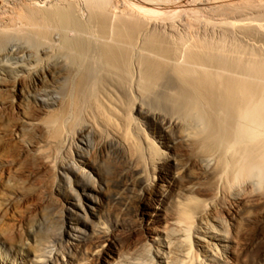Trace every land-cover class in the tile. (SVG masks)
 <instances>
[{"label":"bare ground","instance_id":"bare-ground-1","mask_svg":"<svg viewBox=\"0 0 264 264\" xmlns=\"http://www.w3.org/2000/svg\"><path fill=\"white\" fill-rule=\"evenodd\" d=\"M213 1L38 0L1 26L0 90L12 81L19 94L13 107L24 98L33 110L9 122L0 139L24 145L26 130L39 131L42 143L30 144L38 148L37 168L56 170V188L68 202L59 233L29 230L17 238L22 260L0 264H229L231 223L207 221V205L195 207L199 200L190 195L205 183L213 198L219 188L243 185L264 197V17L202 20L216 14ZM249 11L264 14V2ZM6 57L14 60L2 63ZM25 79L32 83L23 97ZM6 104L0 101V110ZM128 124L150 128L153 138L135 140ZM92 135L112 149L108 171L83 152ZM73 144L82 151L57 162ZM179 152L184 166H177ZM11 181L0 173V186ZM171 207L175 220L156 232L152 224ZM101 210L109 224L99 225ZM16 234L5 230L2 238L11 242ZM118 244L125 250L113 255Z\"/></svg>","mask_w":264,"mask_h":264},{"label":"rangeland","instance_id":"rangeland-1","mask_svg":"<svg viewBox=\"0 0 264 264\" xmlns=\"http://www.w3.org/2000/svg\"><path fill=\"white\" fill-rule=\"evenodd\" d=\"M34 1L38 0H0V28H3L1 26L7 27L11 24L9 22H12L11 17L14 15L13 12L15 10L22 11L21 9L27 3ZM218 1H213L215 2V4H219H216L217 12L214 11L216 14H205V16H201L202 20L204 19L206 21H211L210 19H212L213 17L212 21L214 20V22H216L219 21L220 18L221 20H224V18H226L225 16H227V20L234 19L233 16L239 19L248 16L255 18L264 17L263 13H249L251 12L249 10L252 8L253 4L258 0ZM260 1L264 2V0ZM228 2L233 4L235 3L233 6H235L236 3L237 5L232 8L233 6L229 4L228 7L230 6V8H225L224 5L226 3L228 4ZM241 2L246 3L243 4ZM248 2H251L252 4L250 3L251 5H249ZM243 6H245L244 9H246V7L247 9L244 10ZM218 8H220V11L218 10ZM244 12L247 15H245ZM18 36L21 38H19ZM18 36L17 37L20 40L24 39L22 37V33ZM13 60L14 59H12L11 57H6L2 60V63L4 62L5 64H10ZM31 83L32 81H30L29 79H25V81L21 83V93L23 97L25 95V92L28 93L31 90ZM11 85H13L12 81L8 82L7 85L3 86V88L0 90V101L7 102L6 106H3L0 110V131L4 128L9 130V122H20L22 119H24V114H29L33 110L32 106H30L32 104V100H29L30 102H27V100L24 101V98L21 104H18L17 106L15 105L13 107V103L15 104L13 100H18L19 94L12 91V89L10 88L12 87ZM122 105L120 104V108L118 107L117 109H119L120 111V113L118 112V114L122 113V118L124 119L123 114H125L124 112L127 107L125 108V106ZM122 107L123 109L125 108L123 112ZM153 107L155 106L152 105L151 108ZM43 113L39 114V119L41 117H44L45 113ZM134 116H138V114L135 113ZM125 127L127 126H124V129L122 130L126 129L125 132H127V128ZM128 127V129H130V132L128 130L127 134L130 136L132 135V138H136L135 140L139 139L142 142L146 137V133L153 138L152 131L148 127L146 128L147 132L144 130L141 131L142 129L137 128L138 126L136 125L131 126L130 124L129 126L128 124ZM73 131L74 132L71 133V142L76 144V141L78 140L77 129ZM25 134H27V141L25 143L26 145H23L21 143H17L16 145V143L14 142L15 140L8 139V136L0 139V173L2 172L4 175L11 177V182H13V185L11 187H8V185L6 184H2L0 186V200L3 201L0 204V215H2L0 216V260L4 259V257H7L8 259H16L19 256L20 259H18L17 261L20 262L22 260V256L24 255L17 254L19 249V241L17 238H20V241L27 238L31 230L37 231L38 235H41V232H46L48 230H52L51 232L55 231V233H57L58 231L60 232V230L62 229L61 225L64 224L63 216L64 213H66L65 204H67L68 201L65 195L63 193H60V191H58L56 188V186L59 185V180L56 176V170H52V168L49 166H43L38 169L35 159L38 148L30 146V144L32 143L38 146L39 143H42L40 142V133L39 131L26 130ZM98 138V136L92 135L90 146L85 147L84 150H86L83 152H85V154H88V159L91 161V163L97 165V167H99L102 171H108L113 163L114 155L111 152V148H105L101 146L100 139ZM74 144L71 147L72 150L70 149L67 153L65 152L59 154L57 157L55 156V160H58L57 162L62 163L68 162V160H72L71 157L73 155V158H75V153L82 150H78L79 148H77V146ZM175 158L177 161V166H184L188 161L186 155L181 154L180 152L175 154ZM33 164L35 167L33 166ZM188 168L190 169V172L196 177L201 176V172L197 169V167L190 166ZM174 172H176V170H174ZM71 176L73 178H76V175L73 173H71ZM201 178L203 177L201 176ZM196 181L203 182V180H200V178ZM158 183L159 185L165 184L162 180L158 181ZM200 185V187H203L204 185L206 187L207 184L203 183L202 185V183H200ZM10 188L18 191L17 197L11 199L8 196V193H10L11 190ZM204 188L202 192L197 190L196 192L191 193L190 196H195L199 200L198 204H194L195 207L198 205H207H204L207 207L205 208V211L207 212V221L213 224L215 223V225H218V223L222 224L223 221L224 224L231 223L227 228L231 238V241L229 242L231 245V252H228L229 264H264V197L253 196V194H251L252 189L247 185H243L241 189H234L231 191L219 188V190H216V198L212 197V195L215 193L214 191H212V189ZM96 195L102 196V194ZM4 201H6V203L9 201L10 203L6 204L4 203ZM183 201L188 200L184 198ZM88 203L90 202L88 201ZM85 206L87 211L90 213L91 211L89 210L86 202ZM99 215L101 216L99 225H102L103 222L109 224L110 220H112V217L108 211L101 210ZM176 216L177 214L172 207L165 209V213L157 223L152 224V227H155L156 229L158 228L156 232H159L166 226H168L172 221H174ZM258 226H263V229L260 232H258ZM5 230H11L15 233L19 232V234L22 231L23 232L20 234V237L19 234H16L15 239H11V242H7L4 238H2L3 231ZM118 234L121 235L122 233L119 232ZM140 239H142L141 241L148 240L146 236H141ZM123 249L125 250L124 245L118 244L116 246H113L112 253L114 255L118 252H124Z\"/></svg>","mask_w":264,"mask_h":264}]
</instances>
